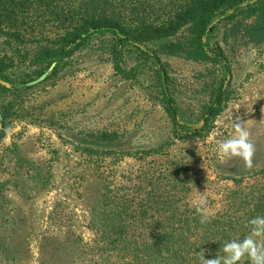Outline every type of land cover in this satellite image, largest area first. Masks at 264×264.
<instances>
[{"label":"rangeland","instance_id":"obj_1","mask_svg":"<svg viewBox=\"0 0 264 264\" xmlns=\"http://www.w3.org/2000/svg\"><path fill=\"white\" fill-rule=\"evenodd\" d=\"M221 31L210 38L207 33L204 44L214 45V54L227 67L221 58L218 64L168 56L160 60L147 46L134 44L147 57L139 60L136 54L124 55L123 67L132 71L131 81L119 80L114 74L104 40L99 38L113 36H94L67 56L65 65L58 68L62 61L50 78L22 95V115L17 113L5 127L0 115V134L5 131L0 140V185L9 186V207L16 208L21 231L29 234L20 238L11 225H0V242L18 252L16 264H39L41 244L51 238L53 252L49 254L54 256V264H100L103 254L93 250L96 231L88 220L90 207L104 190L131 196L136 193L134 187L146 186L148 178L157 179L183 166L185 173L179 172L177 177L186 189L183 201L196 208L193 201L202 194L209 215H215L234 188V180L244 177L243 184L249 183L250 176L264 165V43H223ZM2 43L0 35V53L4 52ZM160 72L179 124L185 131L203 129V138L191 142L174 139L161 103L156 78H161ZM217 82L221 89L213 99L210 86ZM23 83L0 79V86L9 90ZM9 98L3 97V101ZM237 117L246 122L255 146L251 168L241 158L224 159L218 151L219 142L233 134ZM183 129L178 128V133H184ZM104 134L123 142V148L135 155L85 154L80 140ZM13 142L29 159L48 164L49 188L45 191L30 192L26 185L23 194L11 184L18 178L23 185L30 180L27 165L20 166L7 152ZM157 147L163 152L141 153ZM72 242L78 243L77 255L69 260Z\"/></svg>","mask_w":264,"mask_h":264},{"label":"trees","instance_id":"obj_2","mask_svg":"<svg viewBox=\"0 0 264 264\" xmlns=\"http://www.w3.org/2000/svg\"><path fill=\"white\" fill-rule=\"evenodd\" d=\"M219 16L223 18L210 25ZM101 28L119 32L118 38H99L104 40L114 74L119 80L131 81L132 71L123 67L124 55L136 54L139 60L147 57L134 44L147 46L160 60L168 56L197 64L221 63L214 54V45L205 47L207 33L210 38L222 30L219 40L223 43L263 44L264 0H0L1 51H4L0 53V79L13 84L41 75L65 49L88 32ZM30 69L33 70L28 72ZM156 78L174 139L191 142L203 138V129L185 131L181 127L172 98L163 91L161 78L157 75ZM220 87V82L210 86L213 99ZM30 89L9 90L0 86L4 127L12 117H18L17 113L22 115V95ZM5 96L12 98L3 101ZM178 128L184 133L179 134ZM4 133L1 132L0 140ZM117 141L104 134L81 139L80 144L90 156L94 153L103 157L135 155L123 148V142ZM158 151L163 152L162 147L141 153L152 155ZM7 152L20 166L27 165L29 173V181L23 185L18 178V182L11 183L14 187L23 194L26 189L43 192L49 188L50 172L45 170L49 169L45 161L29 159L14 142ZM182 167L170 169L157 179L148 178L149 181H144L146 186L134 187L136 193L131 196L112 190H104L97 196L96 203L90 207L88 224L96 231L93 250H101L103 254L100 264H200L202 252L205 259L223 260L226 255L223 244L233 239L243 240L251 232L248 221L264 216V165L250 176L249 183L243 184L244 177L234 180V188L226 194L221 211L209 215L205 223H201L196 208L183 201L186 189L177 178L186 171ZM8 187L5 183L0 185V225H11L14 234L27 237V231H21L22 222L16 217V208L9 207ZM149 209L157 214L152 215ZM255 239L264 240V235ZM53 240L47 239L41 244L39 264H54V256L49 254L53 252ZM77 246L73 242L69 246V260L77 255ZM16 253L0 242V264H16ZM239 264H250V261L244 258Z\"/></svg>","mask_w":264,"mask_h":264},{"label":"clouds","instance_id":"obj_3","mask_svg":"<svg viewBox=\"0 0 264 264\" xmlns=\"http://www.w3.org/2000/svg\"><path fill=\"white\" fill-rule=\"evenodd\" d=\"M233 128V134L219 142V154L224 159L241 158L246 167L251 168L255 146L251 142V134L246 122L237 117ZM193 203L196 205L197 213L201 215V223L207 222L209 212L205 207L206 198L201 194ZM248 224L251 226V232L243 240L233 239L223 244V251L226 254L223 260L218 257L205 259V253L202 252L200 264H239L244 258H247L250 264H264V240L255 239L264 235V216H256L249 220Z\"/></svg>","mask_w":264,"mask_h":264},{"label":"water","instance_id":"obj_4","mask_svg":"<svg viewBox=\"0 0 264 264\" xmlns=\"http://www.w3.org/2000/svg\"><path fill=\"white\" fill-rule=\"evenodd\" d=\"M220 18H223V16H219L213 20V22L210 25H214ZM112 35L115 38L119 37V32L113 29H108V28H101V29H95L93 31L88 32L87 34L83 35L78 41H76L73 45L65 49L58 57H56L53 62L49 65V67L36 79L23 83V84H17V85H12L10 86L12 89L20 90V89H26V88H32L35 86L40 85L41 83L45 82L54 70L57 68V66L71 53H73L75 50H77L79 47H81L88 39L97 36V35ZM219 58H221L224 62V64L227 67V63L224 61V59L218 55ZM161 76V84H162V89L165 93H167L166 88H165V83H164V78L162 75V72H160Z\"/></svg>","mask_w":264,"mask_h":264}]
</instances>
